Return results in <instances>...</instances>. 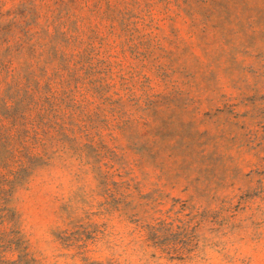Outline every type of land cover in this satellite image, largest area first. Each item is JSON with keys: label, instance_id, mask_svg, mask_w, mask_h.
<instances>
[{"label": "rangeland", "instance_id": "rangeland-1", "mask_svg": "<svg viewBox=\"0 0 264 264\" xmlns=\"http://www.w3.org/2000/svg\"><path fill=\"white\" fill-rule=\"evenodd\" d=\"M0 264H264V0H0Z\"/></svg>", "mask_w": 264, "mask_h": 264}]
</instances>
